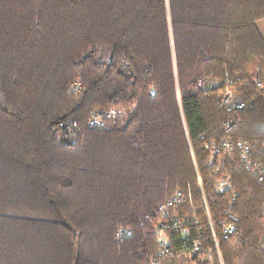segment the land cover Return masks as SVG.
Returning <instances> with one entry per match:
<instances>
[{"label": "trees", "instance_id": "1", "mask_svg": "<svg viewBox=\"0 0 264 264\" xmlns=\"http://www.w3.org/2000/svg\"><path fill=\"white\" fill-rule=\"evenodd\" d=\"M261 20L264 0H0V264H184L173 232L157 258L158 208L180 192L206 230L201 184L239 219L224 264H264V184L237 161L264 158Z\"/></svg>", "mask_w": 264, "mask_h": 264}, {"label": "built area", "instance_id": "2", "mask_svg": "<svg viewBox=\"0 0 264 264\" xmlns=\"http://www.w3.org/2000/svg\"><path fill=\"white\" fill-rule=\"evenodd\" d=\"M207 80L201 79L198 86H204ZM256 85L264 93V82L257 81ZM81 87L76 85L77 90ZM221 105L226 111H239L245 108V102L239 99L229 87L221 95ZM120 114L111 112L99 111L95 114L90 122L91 127H103L104 122L108 119L117 118ZM64 128V125H61ZM73 127H76L74 124ZM65 134L71 130V124L65 125ZM217 153H231V145L224 143L222 148L216 149ZM238 167L245 168L258 183L264 184V161L260 160L257 153L253 149L243 143H239L237 149ZM231 177L226 176L223 181L216 186L215 193L228 191L231 188ZM202 205L199 208L201 213L205 214L207 222L206 230L201 227L200 219L198 218L197 210H193V217H186L177 214L170 209L171 207L181 206L183 201L182 193L178 192L166 205H161L158 210L159 213L165 216V219L160 223L156 230L158 256L162 258L169 256L173 251L171 250V241L168 239V233H176L180 239L181 257L184 259V264H224L220 249L221 241H229L237 231L238 217L230 210H224L222 216L215 220L213 219L206 194L201 184ZM237 197V195H236ZM261 216L264 218V203L261 208ZM124 233H120L119 238L123 237ZM120 238V239H121ZM209 241V245L206 241ZM259 249L264 251V236L259 243ZM209 255L211 258H205ZM156 258V259H157Z\"/></svg>", "mask_w": 264, "mask_h": 264}, {"label": "rangeland", "instance_id": "3", "mask_svg": "<svg viewBox=\"0 0 264 264\" xmlns=\"http://www.w3.org/2000/svg\"><path fill=\"white\" fill-rule=\"evenodd\" d=\"M256 26H257V28H258V30L260 31V33H261V35H262V37H263V39H264V20H261V21H259V22H257L256 23ZM102 54L104 55V56H108V53H107V51L106 50H102ZM263 81V80H262ZM262 152H264V151H262ZM238 157V156H237ZM259 158V157H258ZM260 160H262V161H264V158H259ZM238 161V160H237ZM245 169V168H244ZM208 257V259H210L211 257L209 256V255H207V256H205V258H207Z\"/></svg>", "mask_w": 264, "mask_h": 264}]
</instances>
